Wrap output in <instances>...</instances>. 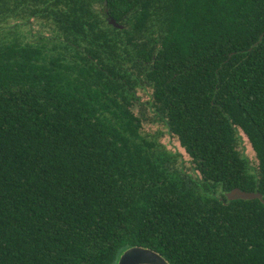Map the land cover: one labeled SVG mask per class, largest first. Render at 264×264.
<instances>
[{"label":"trees","instance_id":"16d2710c","mask_svg":"<svg viewBox=\"0 0 264 264\" xmlns=\"http://www.w3.org/2000/svg\"><path fill=\"white\" fill-rule=\"evenodd\" d=\"M233 189L264 197V0H0V264H264Z\"/></svg>","mask_w":264,"mask_h":264},{"label":"water","instance_id":"95a60500","mask_svg":"<svg viewBox=\"0 0 264 264\" xmlns=\"http://www.w3.org/2000/svg\"><path fill=\"white\" fill-rule=\"evenodd\" d=\"M108 23L115 28H123L112 19H109ZM224 196L229 202L236 200H258L264 205V197L260 193L245 192L240 189H233L232 191L225 193ZM116 264H169V262L162 255L151 249L134 246L124 250L119 255Z\"/></svg>","mask_w":264,"mask_h":264},{"label":"rangeland","instance_id":"374dc122","mask_svg":"<svg viewBox=\"0 0 264 264\" xmlns=\"http://www.w3.org/2000/svg\"><path fill=\"white\" fill-rule=\"evenodd\" d=\"M34 31H39L38 27H33ZM147 93H143L139 91L138 97L140 98V103H143L147 100ZM135 113L138 114V107L135 109ZM147 119H151V115L149 112H146ZM145 133H148L152 137H159L160 142L165 146L167 151H171L176 155H180V160H184L185 166L189 168V161L187 155L184 153L183 149L179 146V143L175 138H172L168 133L167 130L161 123H153V124H145L144 125ZM238 150L243 154L245 158H247L252 166L256 165V159L252 148L250 147L249 143L247 142L246 138L242 136V141L238 147Z\"/></svg>","mask_w":264,"mask_h":264}]
</instances>
